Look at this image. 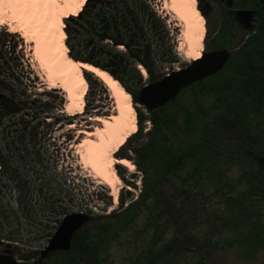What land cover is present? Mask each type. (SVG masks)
Masks as SVG:
<instances>
[{
  "label": "rangeland",
  "instance_id": "374dc122",
  "mask_svg": "<svg viewBox=\"0 0 264 264\" xmlns=\"http://www.w3.org/2000/svg\"><path fill=\"white\" fill-rule=\"evenodd\" d=\"M146 1L162 12L168 38L177 56L176 62L161 68L160 73L166 76L190 63L185 56L184 27L173 14L163 10L164 0ZM2 7L1 12H11L5 2ZM206 34L207 30L203 52ZM181 43L183 48H180ZM116 50L126 51L123 46ZM80 52L86 57L90 51L81 48ZM30 53L20 34H12L9 27L0 26V118H3L0 121V156L4 160L11 159L13 170L21 176L15 175L19 179L12 180L10 175H0V200L6 207L5 213L0 212L3 221L0 229L11 234L23 262L65 264L68 258L63 254L54 258L49 256L42 263L38 261L66 215L119 213L122 198L126 208L132 199L136 200L150 187L148 178L151 174L140 170V160L132 150L146 139H134L140 134L138 125L137 133L115 155L119 159L118 155L122 153L135 164L134 172L118 167L123 185L119 202L115 204L110 188L100 184L84 169L75 149L71 148L84 137L77 135L78 131L96 128L91 118L109 117L114 113V100L108 88L93 74L85 72V78L91 77L96 84H89L83 114L68 116L65 93L61 89H47ZM140 67L143 66L137 65L142 84L134 82L129 73L123 76L127 86L139 92L150 84L148 71L144 67L147 73L144 75ZM228 77L229 74L217 78L222 79L217 82H224ZM243 78L230 77L232 85L229 89L209 90L199 86L198 89L210 91L199 101L195 97L198 90L186 89L174 103L166 106L165 111L170 116L185 108L196 118H209L200 124L195 139L201 141L203 128L209 127L205 137L215 150L212 155L219 159L215 161L216 165L205 168L207 170L200 177H193L195 163L189 162L178 174L161 180L151 197L138 208L137 217L131 224L99 238L102 264H264V248L251 256L246 251L248 247L241 244L245 229L225 213L230 206L240 202L243 204L242 220L250 216L248 223L264 222V197L248 196L250 181L264 180V168L255 158L264 157V106H257L258 103H253L246 93H242L248 87L241 83ZM223 90H228L229 96L224 94L223 97ZM134 104L137 116L139 113L147 118L144 136L152 127L150 113L144 106ZM211 106L217 108L207 117L198 116L197 111H209ZM228 106L233 110L236 106L240 111L248 108V114L243 116L254 119L248 120L243 127L237 125L228 129L222 122V118H229ZM257 111L260 112L257 114ZM70 125L75 128L70 129ZM187 146L183 145L178 151H185ZM154 167L164 170L159 163ZM2 171L0 165V173ZM163 248H169L168 253L158 255ZM71 256L77 259L78 255L72 252ZM78 262L93 264L90 258L78 259Z\"/></svg>",
  "mask_w": 264,
  "mask_h": 264
},
{
  "label": "trees",
  "instance_id": "16d2710c",
  "mask_svg": "<svg viewBox=\"0 0 264 264\" xmlns=\"http://www.w3.org/2000/svg\"><path fill=\"white\" fill-rule=\"evenodd\" d=\"M65 24V31L68 36L66 44L70 50V57L76 61L93 64L109 72L123 84L124 88L132 95L134 102L138 104L140 92L127 86L123 76L129 73L132 75L134 82L142 84L143 79L137 69V65H142L149 73L148 83H155L165 77L160 73L161 68L165 64L177 60L173 45H171L168 38L169 34L164 20L158 16L146 0H88L82 12L77 17L68 18ZM263 34L262 31L258 32L257 38H260ZM121 46L126 49L125 52L116 50ZM81 48L86 51L89 49L90 52L86 54V57L81 54ZM259 51L263 53L262 58H264V50L259 49ZM87 81L92 86L96 84L89 76H87ZM241 83L248 86L242 93H246L253 103H258L257 106H264L263 78L260 80V76L251 78L244 76ZM248 83H252V85L249 86ZM198 88L199 84L188 88L199 91L195 94L196 101H199L200 97L210 92ZM227 91H222L223 97L225 95L229 96ZM177 98L172 102L174 103ZM166 106L149 112L152 127L144 136V122L147 118L138 113V132L140 134L136 135L134 139L139 141L144 137L146 142L133 147L132 150L140 160V164H138L140 170L151 174V177L148 178L151 182L150 187L147 188L148 190L142 191L136 200L132 199L126 208L123 207L122 198V210L119 213L113 212L103 216L92 214L90 224L77 233L72 250L67 253L51 255L52 258L63 254L68 258L65 264H79L78 259L82 261L88 258L93 261V264H102L99 256V238L113 229L131 224L137 217L138 208L151 197L161 180L169 175L178 174L189 162L195 163L192 172L193 177L202 176L207 170L205 168L216 165L215 161L219 157L212 155L215 150L209 145L205 137L209 127L203 128L201 141L195 139L200 124L206 122L209 118H196L194 113L185 108L179 109L175 116H170L165 111ZM216 108L217 106H211L209 111L201 109L202 111H197L198 116L207 117L210 111ZM228 109L229 118H222L224 126L228 129H233L237 125L243 127L248 120L252 121L254 119L243 116L248 114V108L240 111L236 106L235 110L228 106ZM259 112L257 111V114ZM2 119L0 118V121ZM186 144L188 146L185 151H178L180 147ZM1 151L3 152V149ZM120 155L122 153L118 156L127 158L126 155ZM11 162V159L4 160L0 156V165L3 171H6V173L2 171L0 175L4 177L10 175L9 178H12V180L19 179L18 177L21 176L13 170V163L11 164ZM158 163L163 166V171L154 167ZM24 181L28 182L26 179ZM248 192L249 197L253 195L264 197V180L259 181L256 178L250 181ZM5 209L6 207L0 200V212L2 213ZM225 213L230 214L233 222H238L240 227L245 229L241 244L246 248L248 247L246 251L251 256L264 248V222L259 220L254 224L248 223L250 216H246L242 220L243 204L240 202L230 206ZM168 251L169 248H163L158 255H164ZM72 252L78 255L77 259L71 256Z\"/></svg>",
  "mask_w": 264,
  "mask_h": 264
},
{
  "label": "bare ground",
  "instance_id": "6f19581e",
  "mask_svg": "<svg viewBox=\"0 0 264 264\" xmlns=\"http://www.w3.org/2000/svg\"><path fill=\"white\" fill-rule=\"evenodd\" d=\"M4 2L11 12L0 10V26L9 27L10 33L20 34L24 39L47 89H61L65 93V112L68 116L82 115L85 110L89 88L85 72L93 74L108 88L114 100V113L109 117L91 118L96 128L93 131H78L77 135L84 137L71 148L75 149L84 169L100 184L110 188V195L117 204L123 185L117 169L120 167L134 172L135 164L127 158L118 159L115 155L137 133L138 116L132 95L116 78L93 64L76 61L69 55L65 19L77 17L88 0H40L38 3L0 0V9H4ZM163 10L173 14L183 24L186 58L190 62L200 60L206 26L205 18L198 9V1L164 0ZM183 45L181 43L180 48ZM140 69L144 75L147 74L144 67ZM69 127L74 129L75 125Z\"/></svg>",
  "mask_w": 264,
  "mask_h": 264
},
{
  "label": "flooded vegetation",
  "instance_id": "af4514ba",
  "mask_svg": "<svg viewBox=\"0 0 264 264\" xmlns=\"http://www.w3.org/2000/svg\"><path fill=\"white\" fill-rule=\"evenodd\" d=\"M197 1L198 9L205 18L207 30L203 53L210 55L219 51H227L229 59L217 73L195 84H199V86H203L202 88L209 90L229 89V86L232 85L230 77L239 76L242 79L244 76L247 78L260 76V80L262 78L264 80L263 53L261 51L258 52L259 49L264 50V34L260 38H257L258 32H264V15L261 13L262 4L260 1ZM242 12H254L253 21L248 26L238 19V15ZM228 74L230 77L224 82H220L222 79H217ZM217 80L220 81L217 82ZM247 85L251 86L252 83H248ZM5 211L6 209L4 213ZM0 222L3 224L1 219ZM0 258L5 260L13 258L18 262H23L17 245L12 242L11 234L3 228L0 229ZM38 262L42 263L40 260Z\"/></svg>",
  "mask_w": 264,
  "mask_h": 264
},
{
  "label": "water",
  "instance_id": "95a60500",
  "mask_svg": "<svg viewBox=\"0 0 264 264\" xmlns=\"http://www.w3.org/2000/svg\"><path fill=\"white\" fill-rule=\"evenodd\" d=\"M259 1L262 4L261 13L264 15V0ZM253 13L242 12L238 15V19L248 26L253 21ZM228 59L229 53L227 51H219L210 55L203 53L200 60L189 63L185 68L173 71L161 80L144 86L139 95V105L144 106L148 112L166 106L175 100L183 90L221 70ZM119 159L124 158L120 157ZM257 162L260 167L264 168L263 156L257 157ZM91 221L92 214L89 213L80 212L66 215L48 246L41 251L40 261H44L49 256L57 253L70 252L77 233L88 226ZM0 264L26 263L18 262L13 258L7 260L0 258Z\"/></svg>",
  "mask_w": 264,
  "mask_h": 264
},
{
  "label": "built area",
  "instance_id": "2783aa9c",
  "mask_svg": "<svg viewBox=\"0 0 264 264\" xmlns=\"http://www.w3.org/2000/svg\"><path fill=\"white\" fill-rule=\"evenodd\" d=\"M150 5L153 8V10L158 14V16L164 19V17L162 16V12H160V10L157 7L153 6V4L150 3Z\"/></svg>",
  "mask_w": 264,
  "mask_h": 264
},
{
  "label": "snow or ice",
  "instance_id": "6c2138e0",
  "mask_svg": "<svg viewBox=\"0 0 264 264\" xmlns=\"http://www.w3.org/2000/svg\"><path fill=\"white\" fill-rule=\"evenodd\" d=\"M23 2H33V3H38L40 0H23Z\"/></svg>",
  "mask_w": 264,
  "mask_h": 264
}]
</instances>
